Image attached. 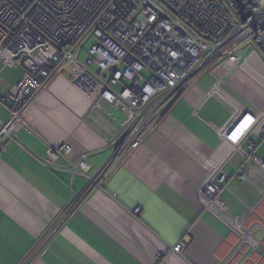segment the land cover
Wrapping results in <instances>:
<instances>
[{"label": "crops", "instance_id": "obj_1", "mask_svg": "<svg viewBox=\"0 0 264 264\" xmlns=\"http://www.w3.org/2000/svg\"><path fill=\"white\" fill-rule=\"evenodd\" d=\"M232 51L190 80L142 145L32 255L87 184L66 167L87 154L96 172L130 119L123 106L95 101L75 86L69 70L53 77L30 100L0 154V264H264V54L246 44ZM24 70L0 52V97ZM235 118L253 130L261 162L231 154L219 135ZM9 119L0 103V125ZM64 144L72 147L70 160L55 159ZM240 147L251 153L247 143ZM241 166L244 178L236 176ZM212 173L228 176L217 205L230 221L255 225L252 244L202 205L200 190ZM182 242V252H174Z\"/></svg>", "mask_w": 264, "mask_h": 264}, {"label": "built area", "instance_id": "obj_2", "mask_svg": "<svg viewBox=\"0 0 264 264\" xmlns=\"http://www.w3.org/2000/svg\"><path fill=\"white\" fill-rule=\"evenodd\" d=\"M89 39L94 44L84 59L81 52ZM242 44L264 54V0H0V52L25 69L19 82L0 97L10 114L8 123L0 125V154L30 100L63 70H69L73 84L95 101L121 105L130 116L120 134H125L122 143L115 147L118 136L110 144L113 153L96 172L87 167V154L66 167L87 184L38 238L31 254L45 248L84 200L104 187L193 77ZM96 63L98 69L93 70ZM118 83L121 90L115 89ZM218 133L231 144V154L240 152L246 160L261 162L253 130L243 122L235 118ZM244 142L251 153L241 149ZM71 153L72 147L64 144L52 156L67 160ZM244 174L241 166L236 176L244 178ZM227 180L226 174L219 178L210 174L200 200L208 211L228 220L242 241L252 244L255 225L246 229L243 221H230L217 205ZM185 245L182 242L172 250L181 253ZM19 264L33 262L23 259Z\"/></svg>", "mask_w": 264, "mask_h": 264}, {"label": "rangeland", "instance_id": "obj_3", "mask_svg": "<svg viewBox=\"0 0 264 264\" xmlns=\"http://www.w3.org/2000/svg\"><path fill=\"white\" fill-rule=\"evenodd\" d=\"M93 44H94V39H89V40L85 43V45H84V49H83L82 52H81V58H84V59L89 58V56L86 55V53H87V51L89 50V48H90ZM13 61H15V60H13ZM16 62H17V61H16ZM22 67H23V66H22ZM97 69H98V64L96 63V64L93 65V70H97Z\"/></svg>", "mask_w": 264, "mask_h": 264}, {"label": "water", "instance_id": "obj_4", "mask_svg": "<svg viewBox=\"0 0 264 264\" xmlns=\"http://www.w3.org/2000/svg\"><path fill=\"white\" fill-rule=\"evenodd\" d=\"M113 69H114V68H113ZM183 91H184V89L180 92V95L182 94ZM124 137H125V134H122V135L118 138V140H117V142H116V144H115V147H118V146L122 143Z\"/></svg>", "mask_w": 264, "mask_h": 264}, {"label": "trees", "instance_id": "obj_5", "mask_svg": "<svg viewBox=\"0 0 264 264\" xmlns=\"http://www.w3.org/2000/svg\"><path fill=\"white\" fill-rule=\"evenodd\" d=\"M185 89H186V88H185ZM185 89H184V91H185ZM184 91H183V92H184ZM183 92H182V94H183ZM182 94H181V95H182ZM181 95H180V97H181Z\"/></svg>", "mask_w": 264, "mask_h": 264}]
</instances>
